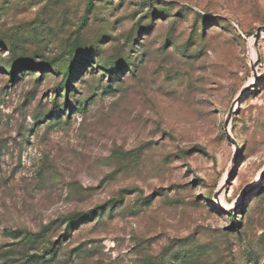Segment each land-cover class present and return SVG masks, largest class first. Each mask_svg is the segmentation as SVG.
<instances>
[{
	"label": "rangeland",
	"instance_id": "obj_1",
	"mask_svg": "<svg viewBox=\"0 0 264 264\" xmlns=\"http://www.w3.org/2000/svg\"><path fill=\"white\" fill-rule=\"evenodd\" d=\"M260 25L264 0H0V264H264Z\"/></svg>",
	"mask_w": 264,
	"mask_h": 264
},
{
	"label": "water",
	"instance_id": "obj_2",
	"mask_svg": "<svg viewBox=\"0 0 264 264\" xmlns=\"http://www.w3.org/2000/svg\"><path fill=\"white\" fill-rule=\"evenodd\" d=\"M264 32V25H260L256 28V32L254 34V44L256 45L258 43V40L260 36L262 35L261 33Z\"/></svg>",
	"mask_w": 264,
	"mask_h": 264
},
{
	"label": "bare ground",
	"instance_id": "obj_3",
	"mask_svg": "<svg viewBox=\"0 0 264 264\" xmlns=\"http://www.w3.org/2000/svg\"><path fill=\"white\" fill-rule=\"evenodd\" d=\"M263 33H264V32H262L261 34H263ZM250 46L255 47L254 44H253V38L250 39ZM252 53H253V52H252ZM221 207H222V208L225 207V206L223 205V203H222V206H221Z\"/></svg>",
	"mask_w": 264,
	"mask_h": 264
},
{
	"label": "trees",
	"instance_id": "obj_4",
	"mask_svg": "<svg viewBox=\"0 0 264 264\" xmlns=\"http://www.w3.org/2000/svg\"><path fill=\"white\" fill-rule=\"evenodd\" d=\"M74 220H75V216H71V217H69L68 218V223H73L74 222Z\"/></svg>",
	"mask_w": 264,
	"mask_h": 264
}]
</instances>
